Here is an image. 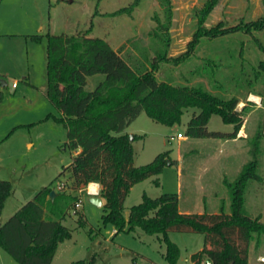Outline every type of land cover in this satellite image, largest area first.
<instances>
[{
  "label": "rangeland",
  "instance_id": "374dc122",
  "mask_svg": "<svg viewBox=\"0 0 264 264\" xmlns=\"http://www.w3.org/2000/svg\"><path fill=\"white\" fill-rule=\"evenodd\" d=\"M211 1L215 6L204 21L206 28L218 24L233 27L264 17V0H170L172 16L167 29L163 0H0V179L13 184V194L0 214V224L46 186L78 198L80 206L73 203L62 220L72 230V237L59 244L51 264H73L92 256L96 257L95 264L169 262L164 257L166 243L158 234H149L139 227L117 231L111 222L104 221L105 207L91 202L86 191L72 189L68 171L61 174L71 164L75 152L68 145L67 127L57 120L60 112L46 93L47 35L88 34L104 38L143 72L152 68L151 62L156 52L165 48L167 38L170 57L189 50L200 26V11ZM262 61L264 29L251 33L238 30L201 37L192 53L180 63L158 61L155 75L159 81L178 86L204 87L226 100L237 98L238 110L246 104L248 110H255L251 117L254 120L264 113V101L260 106L249 99L251 93H264ZM104 78L102 73L89 76L86 89H94ZM3 80L6 85L2 84ZM14 82L17 87H13ZM195 110L199 111L195 107L186 108L182 122L173 126L156 122L143 112L126 129L131 135L142 136L133 141L135 165L148 164L166 150H171L169 158L175 162H169L161 173L131 188L124 203L126 218L131 207L143 201L144 194L158 197L163 193H178L182 212H216L221 208L231 211L229 188H217L210 181L212 189L205 191L200 188L201 177L207 169L212 178H218L225 170L235 180L238 168L250 161L252 155L240 148L229 152L231 156L221 165L204 159L220 154L221 141L216 137L186 134L187 122ZM252 120L246 123V135L252 133ZM208 128L227 132L233 130V124L213 114ZM258 132H253V137L250 135L246 141L251 144ZM179 133L183 136L179 137ZM263 142L264 139L259 147L257 169L260 178L247 183L243 212L264 220ZM59 183L62 189L58 188ZM46 216L59 217L50 208ZM81 217L84 225L79 223ZM169 236L180 247L178 264H195L192 254L203 249L204 234L172 230ZM262 244L264 237L252 238L251 264L262 263L258 260L264 254V249H260ZM0 264L20 263L0 245Z\"/></svg>",
  "mask_w": 264,
  "mask_h": 264
},
{
  "label": "trees",
  "instance_id": "16d2710c",
  "mask_svg": "<svg viewBox=\"0 0 264 264\" xmlns=\"http://www.w3.org/2000/svg\"><path fill=\"white\" fill-rule=\"evenodd\" d=\"M166 6L168 26L172 10L170 0ZM215 2H209L200 11V26L190 42L189 50L177 57L168 54L169 38L151 62L152 68L143 72L136 69L117 49L101 37L69 34L47 35V96L60 112L57 120L68 132V145L75 152L73 160L61 174L69 172L70 187L80 190L91 182L101 186L100 196L105 199L104 221L111 222L117 231L142 228L149 234H158L166 243L165 259L178 264L179 245L169 233L194 231L204 234V247L192 254L195 264L209 260L212 264H249L252 238L264 237V220L243 212L244 194L250 180L259 179V147L263 138L261 129L252 140V159L242 168L238 177L224 180L231 192V211L224 208L210 212H182L178 193H163L158 197L144 194L143 201L124 215V203L131 188L162 172L169 162L171 150L157 155L150 163H134L133 141L139 134L126 132L130 124L143 112L154 121L173 126L180 124L186 108L195 107L187 122L186 134L191 137L234 138L240 132L248 104L237 109V98L223 99L204 87L178 86L159 81L155 75L158 61L180 63L188 57L201 37H216L232 31L253 32L264 29V17L255 21L226 27L223 24L203 26ZM264 69V61L261 62ZM102 73L105 78L94 89L87 90L88 77ZM1 101V96H0ZM213 114L234 125L232 131L210 130L208 123ZM158 182V181H157ZM59 185H62L59 183ZM46 186L33 199L24 204L7 221L0 224V245L20 264H51L61 242L72 237V230L62 220L78 198L57 192ZM13 194V184L0 179V214ZM58 213V218L46 216L47 209ZM84 225V218L79 220ZM128 226V228H126ZM259 242V241H258ZM96 257L80 259L73 264H95ZM158 264V263H153Z\"/></svg>",
  "mask_w": 264,
  "mask_h": 264
},
{
  "label": "crops",
  "instance_id": "0c3cea01",
  "mask_svg": "<svg viewBox=\"0 0 264 264\" xmlns=\"http://www.w3.org/2000/svg\"><path fill=\"white\" fill-rule=\"evenodd\" d=\"M3 82H5V81L3 80L2 81V84H3ZM3 85H6V82ZM251 96L254 99L258 100V101H259V99H261L260 100L261 101V105L260 106H263L262 101H264V93H259V94H253V93H251ZM260 106H258V107H260ZM240 107L243 108V106H240ZM263 107H260V108H263ZM254 111L255 110H252V109H250V110L247 111L246 116H245L244 124H243L240 132L238 133V135L236 137H234V138H228V137L219 138V141H221L220 144H219V147L221 148L219 155H217L214 158H212L211 156L205 157L204 159L209 160L208 162H210V160H211V163L213 162V160H215L216 163L218 162V165L219 164L221 165V164L224 163V161L227 159V157L231 156L229 154V152H233L234 150L235 151L236 150L238 151V149H240V148L243 150V152H245V151L250 152L251 144L248 143V141H246V140L248 139V137L250 135H251L250 137H253L252 136V133L255 132V131H258L260 129H261V131L263 133V138H262V141H263V139H264V113L261 114V115H257L255 117V119L253 118L254 120H252L251 117L254 115ZM250 120H252L250 122L251 123V130H252L251 132L252 133H250L249 135H246L244 129H245L246 123H249ZM233 129H234V125H233ZM263 146H264V142H263ZM249 155H251V153H249ZM247 162L248 161H246V163ZM246 163H244L240 168H238V170L236 171L237 175H236V177H234L235 179L238 177L239 173L241 172L243 166ZM202 169H204V168H202ZM204 174H206L207 176L205 175V176H202L203 178L201 177L202 182L200 183V188L203 189V190H205V191H209V189H212L211 188V185H210V181H212L217 188L218 187L221 188V187H227V185L225 184V181H224L226 178L229 181H233L234 180V179H232L230 177L229 173L226 172L225 170H223V171H221L219 173L218 178H212V177H210V172H209L208 169L206 171H204ZM201 175H203V174H201ZM210 192H212V190H210ZM214 192L217 193L218 191L216 190ZM103 202H104V198H103ZM260 249H264V244L261 245ZM250 252H251V248H250ZM263 258H264V254L260 255V258H258V260L260 259L259 261L262 262L261 264H264V261L262 260ZM251 263L252 262L249 259V264H251Z\"/></svg>",
  "mask_w": 264,
  "mask_h": 264
},
{
  "label": "built area",
  "instance_id": "2783aa9c",
  "mask_svg": "<svg viewBox=\"0 0 264 264\" xmlns=\"http://www.w3.org/2000/svg\"><path fill=\"white\" fill-rule=\"evenodd\" d=\"M13 86L16 87L17 86V82H14L13 83ZM249 99H251L252 101H255L257 104H261L260 101L258 100H255L253 98H251V96H249ZM179 137H182L183 134L182 133H179L178 134ZM173 138V137H172ZM91 184H95L97 187V189L95 190H91ZM59 189H62L63 188V185H59L58 187ZM100 190H101V186L98 182H91L89 183L86 187L80 189V191H86V193L88 195H91V196H97V195H100ZM80 206V202H77L76 203V207ZM264 261V258L262 259ZM204 264H212L209 260H207Z\"/></svg>",
  "mask_w": 264,
  "mask_h": 264
},
{
  "label": "water",
  "instance_id": "95a60500",
  "mask_svg": "<svg viewBox=\"0 0 264 264\" xmlns=\"http://www.w3.org/2000/svg\"><path fill=\"white\" fill-rule=\"evenodd\" d=\"M3 84H5V82H3ZM131 138H133V135H131ZM57 192L55 190L51 191V197L54 198L56 196ZM90 201L93 202L96 205L102 206L104 204L103 202V198L99 195L97 196H91L90 197ZM231 264H234L233 262H231Z\"/></svg>",
  "mask_w": 264,
  "mask_h": 264
},
{
  "label": "bare ground",
  "instance_id": "6f19581e",
  "mask_svg": "<svg viewBox=\"0 0 264 264\" xmlns=\"http://www.w3.org/2000/svg\"><path fill=\"white\" fill-rule=\"evenodd\" d=\"M254 99V98H253ZM256 100V99H255ZM97 186L95 184H91V190H95Z\"/></svg>",
  "mask_w": 264,
  "mask_h": 264
}]
</instances>
